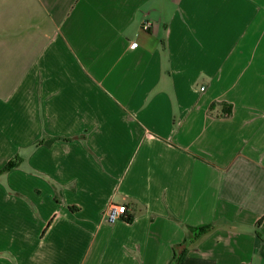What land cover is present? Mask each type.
I'll return each mask as SVG.
<instances>
[{"label": "crops", "instance_id": "obj_1", "mask_svg": "<svg viewBox=\"0 0 264 264\" xmlns=\"http://www.w3.org/2000/svg\"><path fill=\"white\" fill-rule=\"evenodd\" d=\"M0 264H264V0H0Z\"/></svg>", "mask_w": 264, "mask_h": 264}, {"label": "trees", "instance_id": "obj_2", "mask_svg": "<svg viewBox=\"0 0 264 264\" xmlns=\"http://www.w3.org/2000/svg\"><path fill=\"white\" fill-rule=\"evenodd\" d=\"M56 140V138H48V139H43L41 141H39L38 145H46V146H50L51 144H53V142ZM18 166V162L16 161V159H14L13 161H10L3 169V173L4 172H8L14 168H16ZM71 210H76L75 208H71ZM126 220L128 222L132 221V218H127L126 216ZM215 229V225L214 224H206V225H200L197 227H187V232H189L190 234L195 235L197 238H200L202 236H205L209 233H211L213 230ZM258 236L260 237L261 234L258 233ZM176 262V261H175Z\"/></svg>", "mask_w": 264, "mask_h": 264}, {"label": "built area", "instance_id": "obj_3", "mask_svg": "<svg viewBox=\"0 0 264 264\" xmlns=\"http://www.w3.org/2000/svg\"><path fill=\"white\" fill-rule=\"evenodd\" d=\"M149 24H146L145 28H149ZM127 214V207L125 205H111L107 211V220L110 224L122 220Z\"/></svg>", "mask_w": 264, "mask_h": 264}]
</instances>
